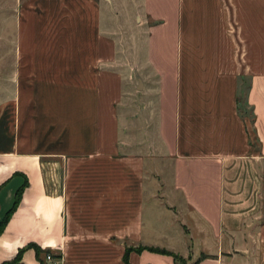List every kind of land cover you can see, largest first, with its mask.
<instances>
[{
    "label": "crops",
    "instance_id": "crops-1",
    "mask_svg": "<svg viewBox=\"0 0 264 264\" xmlns=\"http://www.w3.org/2000/svg\"><path fill=\"white\" fill-rule=\"evenodd\" d=\"M262 164L264 0H0V264H264Z\"/></svg>",
    "mask_w": 264,
    "mask_h": 264
},
{
    "label": "trees",
    "instance_id": "trees-1",
    "mask_svg": "<svg viewBox=\"0 0 264 264\" xmlns=\"http://www.w3.org/2000/svg\"><path fill=\"white\" fill-rule=\"evenodd\" d=\"M16 202H17V195L15 196V200L13 201V204L11 206V208L5 213L4 217L2 218V220L0 221V230L1 228L3 227V225L5 224L8 216L10 215V213L13 211L15 205H16ZM151 251H154V252H158L160 254H166V255H170L173 257V259L175 261H178V262H181V259L175 255H171L170 253H167L166 251L164 250H155V249H150ZM18 262V258H15L14 260L10 261V262H6V263H3V264H16Z\"/></svg>",
    "mask_w": 264,
    "mask_h": 264
},
{
    "label": "rangeland",
    "instance_id": "rangeland-1",
    "mask_svg": "<svg viewBox=\"0 0 264 264\" xmlns=\"http://www.w3.org/2000/svg\"><path fill=\"white\" fill-rule=\"evenodd\" d=\"M244 95V91L241 90L239 92V110L240 113L243 114L247 119H251L250 112L247 108H245L244 103L242 102V97ZM242 103H241V102ZM263 168H261V182H262V201H263V207H264V164H262Z\"/></svg>",
    "mask_w": 264,
    "mask_h": 264
},
{
    "label": "built area",
    "instance_id": "built-area-1",
    "mask_svg": "<svg viewBox=\"0 0 264 264\" xmlns=\"http://www.w3.org/2000/svg\"><path fill=\"white\" fill-rule=\"evenodd\" d=\"M45 260H46V261H51L50 256H47V255H46V256H45Z\"/></svg>",
    "mask_w": 264,
    "mask_h": 264
}]
</instances>
